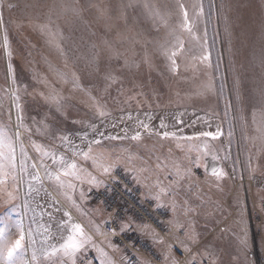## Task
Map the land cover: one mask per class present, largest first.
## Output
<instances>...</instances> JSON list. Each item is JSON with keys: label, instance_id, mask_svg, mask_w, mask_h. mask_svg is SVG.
Instances as JSON below:
<instances>
[{"label": "rangeland", "instance_id": "rangeland-1", "mask_svg": "<svg viewBox=\"0 0 264 264\" xmlns=\"http://www.w3.org/2000/svg\"><path fill=\"white\" fill-rule=\"evenodd\" d=\"M10 4L14 7L9 8ZM180 4L186 7L198 39L180 27ZM0 18V126L10 135L20 131L30 157L39 159L32 142L71 157L61 146L60 136H69L82 148L99 139L94 152L112 160L119 157L114 170L129 173L153 198L157 180L167 186L173 179L156 169L157 157L164 163L186 165L189 143L206 142L218 157L215 167L226 175L217 180L206 167L193 168L190 180L173 185L169 195L162 196L173 226L180 225L168 238L140 222L133 223L131 230L153 243L163 264H190L193 259L257 264L258 257L264 261V123L259 114L264 107V0H3ZM42 25H48V30H42ZM178 40L184 42V50L174 74L162 49L171 51ZM205 54L207 64L199 59ZM209 80L212 90L205 91L203 85ZM49 95L58 96L61 104L48 99ZM97 104L109 114L99 117ZM137 118L159 131L164 130L160 128L163 119L167 130L178 135L205 131L220 135L185 143L161 140L139 129L142 141L135 142L130 137L137 130ZM178 120L182 123L177 124ZM93 124L104 137L93 133ZM124 128L129 139L105 138L125 135ZM85 132L88 139L82 141L78 134ZM178 142L182 149L176 147ZM197 154L190 153L193 158ZM76 159L87 173H99L91 160ZM210 160L211 156L205 158L209 166ZM140 168L150 171H135ZM75 183L78 187L69 193L89 209V244H94L79 258L87 250L98 264H152L144 259L132 261L123 247L105 236L102 209L89 197L94 186L86 181ZM44 186L50 191L54 185L46 181ZM26 190L25 185L14 202L15 210L0 198V214L7 210L13 220L21 218ZM186 208L191 211L186 213ZM28 209L22 216L24 224ZM9 234L13 240L18 235L14 227ZM193 234L195 244L187 240ZM156 241L162 243V251H171L170 262L163 260Z\"/></svg>", "mask_w": 264, "mask_h": 264}, {"label": "snow or ice", "instance_id": "snow-or-ice-1", "mask_svg": "<svg viewBox=\"0 0 264 264\" xmlns=\"http://www.w3.org/2000/svg\"><path fill=\"white\" fill-rule=\"evenodd\" d=\"M3 7V0H0V8ZM9 8L14 7V5H8ZM182 15L183 23L180 27L187 31L189 34L193 35L194 39H198L193 33V28L191 21L188 16L186 7L183 4L179 5ZM2 18H0V24H2ZM42 30H48V25H42ZM50 31V30H49ZM5 48L7 50L8 38L7 34L4 37ZM184 42L178 40L176 45L173 46L170 51L168 48L162 49V55L169 61V71L172 73H178L179 64L178 57L183 54ZM10 56V53H9ZM202 63L207 64L209 61L208 54L203 55L199 58ZM12 65L9 64L8 72L9 75L12 74ZM61 79L64 78L63 73H58ZM75 78V74L73 73ZM15 84V80H13ZM205 91L212 90L211 80L205 85H203ZM43 95V93L41 94ZM261 95L264 96V90L261 91ZM13 97L15 100H19V97L16 95V92L13 91ZM48 99L55 102L58 106L61 104L60 98L56 95H49ZM16 107L19 108V104H16ZM96 113L99 117H105L109 113L103 110L101 106L96 105ZM261 122L264 123V107L260 110ZM148 115V114H146ZM255 115L253 113V118L255 122ZM17 119H20L18 116ZM128 119H132L129 114ZM148 119L151 120V116L148 115ZM182 121L178 120L177 124H181ZM93 133H98L99 136L104 137V133L99 132L96 128V125H90ZM111 127L115 128L116 125L112 124ZM160 128L164 129L163 131L156 130L151 127L150 123H146L143 120L137 118V130L131 135L130 139L135 142L142 141V131L147 133L149 136H156L161 140L174 139L177 141H184L189 143L193 140H199L200 138L211 137L216 139L220 132L215 133L210 131L194 133L192 136H183L178 135L176 131H168V125L164 123L161 119ZM125 135L120 136H107L106 139L111 140H125L129 139L127 132L128 129H123ZM182 131V130H181ZM264 132V129H261ZM82 141L88 139V133L78 134ZM61 146L65 148L66 152H71V157L64 153L58 154L57 150L53 147H47L44 145L37 144L32 142V148L38 154L39 159H33L29 156L28 151L25 149L24 145L21 143V133L17 130L14 135H10L2 126H0V198H3L5 204L10 205L13 210H15V201L20 198V192L23 190L26 185L27 190L25 192L26 197L39 196L40 192L43 191L45 195L52 197V193L45 188V182L50 181L55 186V190L61 192L66 199L73 205L77 206L75 200L72 199V196L69 194V190L76 189L75 182H87L90 185L99 187L104 181L98 178L97 175L87 173L85 169L77 162V157H81L84 160H91L93 165L99 169V175L105 176L109 175L120 163V158L117 157L115 160H112L105 153L94 152L93 145L99 146L101 141L99 139H93L88 141L87 147L82 148L75 145L69 136H60ZM17 146L19 147V157L17 156ZM176 147L182 149V144L177 143ZM123 151H128L127 149H122ZM192 151L197 152L198 154L193 158L190 153ZM171 152V150H169ZM211 156L213 161L218 159L217 155L212 152L208 144L205 142L203 145L191 144L189 143L188 154L185 155L184 159L187 161L186 165L181 164L179 161H172V163H164L161 161V158L157 157L156 169L162 171L166 179L172 177L167 186H162L161 182L157 180L155 187L158 191L155 192L153 198L160 202L162 196L169 195V190L173 185L179 186L180 182L185 179H191L194 175L193 168L207 167L205 158ZM32 160V163L29 164L28 161ZM131 157H129V161ZM47 161H50L48 163ZM133 171V169H128ZM136 172H145L150 171L148 168H140L135 170ZM211 174L217 180L221 179L226 173L222 169L213 166L211 168ZM115 179V177H113ZM137 179L139 177L137 176ZM81 198L84 197V192H80ZM58 202V201H57ZM186 203V202H185ZM25 209L28 208V201L25 200ZM158 206H161L158 204ZM78 207V206H77ZM173 210H175L176 204L175 201H172ZM59 210V209H57ZM191 211V209H185V212ZM64 216L68 217V221L62 223H68L69 227L67 228L66 236L61 237V241L58 244H51L47 247L42 246L37 249L34 245L36 243L34 239L35 233L33 229L29 227L27 231L25 230L23 219L18 218L13 220L9 215H7V210L5 213L0 214V264H42L41 257L45 260L51 259L53 256L58 254L63 257H67L71 260V264H77L78 254L81 253L86 246L92 241V237L88 235L81 224L79 223H70L71 216L65 211ZM130 224H123L121 231L126 228H129ZM15 228L18 233L17 237L13 240L10 238L9 229ZM43 227V226H41ZM177 229L180 228V225H176ZM47 232V229H44ZM113 235H115V230L113 229ZM187 240L192 244L197 242L196 236L189 235ZM243 242V241H242ZM184 246L185 251H189L188 246L184 241H180ZM45 244H47V238L45 239ZM28 248L32 249L31 260L25 259V253ZM103 253L102 249H98ZM190 255L194 254L189 251ZM106 255V254H105ZM66 264V262H62ZM102 264L105 262L102 261ZM107 264H112L111 261H108ZM173 264H178L177 261H173ZM194 264V259L191 262Z\"/></svg>", "mask_w": 264, "mask_h": 264}, {"label": "built area", "instance_id": "built-area-1", "mask_svg": "<svg viewBox=\"0 0 264 264\" xmlns=\"http://www.w3.org/2000/svg\"><path fill=\"white\" fill-rule=\"evenodd\" d=\"M89 197L100 204L104 211L102 229L105 236L123 247L132 261L144 259L152 264H163L149 241L133 232L130 227L121 231L122 225L128 224L130 220L150 226L166 238L175 230L170 223L167 208L158 206L146 197L129 173L119 169L112 171L101 186L90 189ZM79 264H97V261L92 253H88L80 259ZM194 264L213 263L201 259L194 261ZM257 264H264L263 259L258 257Z\"/></svg>", "mask_w": 264, "mask_h": 264}, {"label": "crops", "instance_id": "crops-1", "mask_svg": "<svg viewBox=\"0 0 264 264\" xmlns=\"http://www.w3.org/2000/svg\"><path fill=\"white\" fill-rule=\"evenodd\" d=\"M93 175H97L100 176L99 173L97 172H89ZM211 173V172H210ZM104 176H100V178L103 179ZM141 186V185H140ZM78 186H76L77 188ZM96 187V186H94ZM53 188V189H50ZM49 188V192L52 193V197L50 198L49 196L45 195V193L43 191L40 192L39 196H32V197H28L27 201H28V211H29V218L27 217L28 221L24 224L25 230L27 231V229L29 227H31L33 229V232L35 233L34 235V239L36 241L35 243V247L37 249L41 248L42 246L47 247L48 245L51 244H58L61 241V237L62 236H66L67 234V228L69 227L68 223H62V222H66L68 221V217L64 216V212L67 210L68 213L71 216V221L70 223H79L82 225L84 231L88 234L90 233V224L87 223L88 221V217H89V209L85 206L84 202L80 199H77V196L75 194H71L72 199L75 200L76 205L78 206H73L68 200H63V197L61 195V192H57L55 190V186ZM69 191H73V190H69ZM142 191L144 192V190L142 189ZM147 197L148 194H146V192L144 193ZM151 198V197H150ZM156 204H160L161 206H165L167 207L168 204L166 202H158L155 199L151 198ZM58 201V202H57ZM65 203V204H64ZM69 203V204H67ZM22 204V216L23 214H25L26 209H25V199L23 197V200L21 201ZM72 206L76 209L73 210ZM99 206L101 207V205L99 204ZM24 207V210H23ZM59 209V210H57ZM102 209V207H101ZM79 213H78V212ZM171 213V211L169 210V214ZM72 214V215H71ZM174 215V214H173ZM21 216V218L23 219V217ZM80 216V217H79ZM102 220L104 218V212L102 209ZM175 218H180L178 215L177 217L174 215ZM177 219V220H178ZM181 220V219H180ZM179 220V221H180ZM170 221H171V217H170ZM138 222L136 220H130L128 224H130V228H133V223ZM172 223V222H171ZM126 224V223H124ZM101 225H102V221H101ZM173 225V223H172ZM43 226V227H41ZM175 226V225H174ZM44 229H47V232L44 231ZM176 229V227H175ZM89 235V234H88ZM47 238V244H45V239ZM154 241V240H153ZM153 244V243H151ZM160 254H162V256L164 257V261L166 263L170 262V260L172 259L171 256V251L169 250H165L162 251V243L159 241L155 242ZM88 245H94V244H88ZM88 245L86 246V248L88 247ZM155 248V247H154ZM31 252L32 249L28 248L25 256V259H28L29 261L31 260ZM89 252L83 254L80 258V253L78 254V259H77V264H79V260L85 256L86 254H88ZM41 261L42 264H62V262H66V263H71V260H69L67 257H63L62 255L58 254L56 256H53L51 259L49 260H45L43 257H41Z\"/></svg>", "mask_w": 264, "mask_h": 264}, {"label": "bare ground", "instance_id": "bare-ground-1", "mask_svg": "<svg viewBox=\"0 0 264 264\" xmlns=\"http://www.w3.org/2000/svg\"><path fill=\"white\" fill-rule=\"evenodd\" d=\"M210 162H212L213 164H214V166H216V165H218V163L217 162H215V161H213V160H210ZM213 164H211L210 163V167H209V165H207V167H206V171H208V172H211V167L213 166ZM209 167V168H208ZM208 169V170H207ZM65 204V203H64ZM23 210H24V207H23ZM28 260V259H27Z\"/></svg>", "mask_w": 264, "mask_h": 264}]
</instances>
